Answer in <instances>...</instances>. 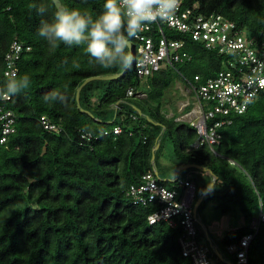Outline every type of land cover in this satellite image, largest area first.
Returning <instances> with one entry per match:
<instances>
[{"label": "trees", "instance_id": "obj_1", "mask_svg": "<svg viewBox=\"0 0 264 264\" xmlns=\"http://www.w3.org/2000/svg\"><path fill=\"white\" fill-rule=\"evenodd\" d=\"M61 1L94 17L103 11L105 3ZM187 3L205 14L224 11L238 28L264 44V0ZM32 5L47 11L41 16ZM55 9L53 0H0L3 85L8 80L3 74L4 57L12 41L18 39L32 46L23 55L16 76H28L30 87L12 96L7 104L18 116L17 129L6 145H0V264H193L182 253V226L171 227L164 221L151 224L148 218L153 206L136 205L127 194L132 184L154 171L153 148L163 127L162 144L156 151L158 169L167 147L172 148L168 163L174 170L181 163L210 168L218 179L200 212L214 201L221 215L237 207L244 218L242 225L227 229L219 241L209 233L210 237L235 263L228 246L255 234L249 261L263 264L264 221L257 230L251 222L264 213V91L243 114L231 116L233 122L222 129L221 142L215 146L217 153L207 145L193 147L196 129L178 120L176 114L167 117L162 112L163 97L178 78L194 83L195 76L200 75L198 83L204 82L223 67L225 58L188 40L186 51L193 58L183 62L184 67H166L147 81L139 79L132 67L123 77L86 84L81 90V105L102 119L97 121L79 109L78 87L88 77L114 74L124 68L103 69L86 54L84 46L61 44L50 50L37 30L41 20L52 18ZM130 88L135 90L131 97L127 96ZM140 90L146 98L136 97ZM53 92L58 99L46 103L44 95ZM118 102L116 112L113 108ZM43 115L57 128L46 129L40 121ZM113 118V123H106ZM115 126H121L122 133L104 135ZM80 131L99 138L82 141ZM208 176L204 179L190 173L186 178L196 181L198 197L210 185L212 177ZM181 179L182 173L174 183L159 181L178 188ZM204 239L202 232L206 242ZM211 257L213 262V251Z\"/></svg>", "mask_w": 264, "mask_h": 264}, {"label": "built area", "instance_id": "obj_2", "mask_svg": "<svg viewBox=\"0 0 264 264\" xmlns=\"http://www.w3.org/2000/svg\"><path fill=\"white\" fill-rule=\"evenodd\" d=\"M134 40L136 57L133 67L142 81L166 67L175 68L178 63L191 61L193 56L186 51L188 40L225 58L223 67L213 76L198 83L201 77L196 75V82H189L196 102L194 114L191 113L193 107L186 114L187 122L197 132L192 146L207 145L217 153L215 146L221 142L222 129L233 122L231 116L243 114L264 91V44L260 45L257 38L238 28L224 11L205 14L197 6L188 5L187 0H180L171 21L145 25ZM31 50L32 46L23 41H12L4 57L5 78L18 75L23 55ZM0 86H3L1 82ZM133 95L135 90L128 89L127 96ZM11 99L0 100V145H6L17 129L18 116L7 106ZM133 118L137 119V116ZM40 121L46 129L57 128L47 115L41 116ZM122 131L121 126H115L113 130H105L104 135ZM80 132L82 141L99 138L91 132ZM159 180L154 171H148L129 187L127 194L136 205L153 206L148 218L151 224L164 221L171 227L182 226L183 234L179 239L182 253L193 264H213L212 249L202 240V226L194 212L198 199L196 181L181 179L180 187L171 188ZM261 221H264L263 212L253 218L251 226L257 230ZM254 236L253 233L247 234L239 244L228 246V253L235 257L236 264H250L249 247Z\"/></svg>", "mask_w": 264, "mask_h": 264}, {"label": "clouds", "instance_id": "obj_3", "mask_svg": "<svg viewBox=\"0 0 264 264\" xmlns=\"http://www.w3.org/2000/svg\"><path fill=\"white\" fill-rule=\"evenodd\" d=\"M56 3L52 18L41 20L37 30L50 50L61 44L67 47L84 46L93 62L103 69L132 66L134 56L131 41L145 25L168 22L178 10L180 0H105L103 11L95 17L79 8H69ZM35 8L43 16L47 9ZM30 87L28 76L8 79L0 86V100H6ZM58 99L56 93H46L43 100L51 103Z\"/></svg>", "mask_w": 264, "mask_h": 264}, {"label": "rangeland", "instance_id": "obj_4", "mask_svg": "<svg viewBox=\"0 0 264 264\" xmlns=\"http://www.w3.org/2000/svg\"><path fill=\"white\" fill-rule=\"evenodd\" d=\"M183 64H184L183 62L178 63V66L184 67ZM145 83L146 82H142V84H145ZM189 89H191L189 82L181 80L179 78L169 88H167L165 95L163 97V108H162V112L166 114L167 117H173L176 114L178 120L187 121V116H185L189 112L187 110V107L188 106L194 107L195 102H196L194 93L192 91L189 92ZM136 97L144 99L147 96L145 93H143L142 90H140V91H137ZM187 100H189V102L183 105L181 101H187ZM171 154H172V148L167 147L164 151L163 160L168 162V159L170 158ZM159 171H160L161 177H164L165 175H174V168L172 166L168 168L162 166ZM191 172H192L191 170L183 171L182 179H186ZM194 172H199V171L194 170ZM203 173L204 172L200 171L198 175L203 177L202 175ZM169 178H172V177H169ZM203 213L199 212L200 220L204 221L208 228L209 227L211 228L212 226L211 229L209 228L212 234L213 232L220 233L223 229L227 230V228H230V229L234 227L236 228L244 223V218L240 210L237 207H233L232 210L228 214L221 215L214 201L209 202L207 204ZM214 228L215 230L212 231ZM204 240L206 241V239ZM212 263L213 264H225L220 260V258L217 255H215V257L213 258Z\"/></svg>", "mask_w": 264, "mask_h": 264}, {"label": "water", "instance_id": "obj_5", "mask_svg": "<svg viewBox=\"0 0 264 264\" xmlns=\"http://www.w3.org/2000/svg\"><path fill=\"white\" fill-rule=\"evenodd\" d=\"M54 1V0H53ZM58 3H62L61 0H57ZM56 4V3H55ZM63 4V3H62ZM131 52L134 56V60H135V57H136V49H135V45L133 44V42L131 41ZM134 63V61H133ZM133 63H132V66L127 68V69H123L121 72H118V73H114V74H107V75H97V76H91V77H88L86 78L82 84L78 87L77 89V93H76V101H77V105L79 107V109H81V111L87 113L89 116H91L92 118H94L95 120L97 121H102V119L96 117L94 115V113L88 109H84L81 105V90L83 89V87L88 84L89 82L93 81V80H112V79H117V78H120V77H123L132 67H133ZM118 107H119V102L115 104L114 106V110L117 112L118 110ZM138 112L145 118H147L149 121L153 122V119L149 117V115L143 113V111L140 109V108H137ZM115 120V118H113L112 120H108L106 121V123L110 124V123H113ZM156 124L159 125L158 122H156ZM165 133V127L162 128V131L160 132V135L157 139V142L153 148V153H152V165H153V170H154V173L156 174V176L160 179V180H168V181H176L181 173L185 170H189V169H196L197 171H202L204 173H207L209 175H211L212 179H211V182H210V185L209 187L204 190L198 197L197 199V202L195 204V209H194V212L196 214V216L199 218V221H200V224L202 226V232H203V235L206 239V242L207 244L210 246V248L212 249V251L214 252L215 255H217L221 261H223V263L225 264H236L234 263L231 259H229L228 257H226L220 250V248L218 247V245H216L213 241V239L210 237V234H209V231H208V228H207V225L205 224L204 221H201L200 220V217H199V212H200V207L202 206L203 204V201L205 200V197L208 195V193L213 189L217 179H218V176L214 174V172L208 168V167H205L203 165H200L198 163H181L175 170H174V177L173 178H168V177H161L160 176V173H159V169H158V166H157V163H156V151L160 148L161 144H162V138H163V135Z\"/></svg>", "mask_w": 264, "mask_h": 264}, {"label": "crops", "instance_id": "obj_6", "mask_svg": "<svg viewBox=\"0 0 264 264\" xmlns=\"http://www.w3.org/2000/svg\"><path fill=\"white\" fill-rule=\"evenodd\" d=\"M189 92H190V89H189ZM182 103H183V105H185V104H187L188 102H189V100H187V101H181ZM194 110V111H193ZM194 112H195V109H194V107H193V109H192V114H194ZM186 116V115H185ZM161 165L163 166V167H170V164L168 163V162H166L165 160H163V158H162V160H161ZM191 173H195V174H198V172H194V171H192ZM203 175V177L202 178H204V179H207L209 176H208V174L207 173H203L202 174ZM164 177H174V175H165ZM201 185H202V183H201ZM204 214V213H203ZM205 216V215H204ZM231 227V226H230ZM208 228V227H207ZM210 228V227H209ZM208 228V231H209V233H211L210 232V229L212 228V226H211V228L209 229ZM227 229H230V228H227ZM215 230V228L212 230V231H214ZM225 229H223L220 233H214L213 232V234L211 233V236H212V238L214 239V240H216V241H219L221 238H222V236H223V234L225 233Z\"/></svg>", "mask_w": 264, "mask_h": 264}]
</instances>
